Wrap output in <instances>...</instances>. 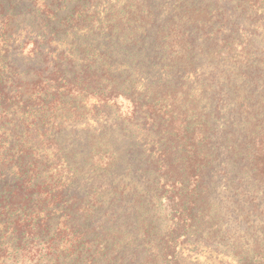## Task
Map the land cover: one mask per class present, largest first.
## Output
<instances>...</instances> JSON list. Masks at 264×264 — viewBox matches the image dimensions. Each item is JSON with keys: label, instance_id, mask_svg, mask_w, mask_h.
<instances>
[{"label": "trees", "instance_id": "obj_1", "mask_svg": "<svg viewBox=\"0 0 264 264\" xmlns=\"http://www.w3.org/2000/svg\"><path fill=\"white\" fill-rule=\"evenodd\" d=\"M165 2L0 0V264H168L180 238L209 264H264V79L233 82L228 67L264 56L233 20L264 16V0ZM113 114L155 139L139 178L167 195L162 242L144 204L129 224L93 227L101 200L131 189L121 138L97 125L87 146L68 136Z\"/></svg>", "mask_w": 264, "mask_h": 264}, {"label": "rangeland", "instance_id": "obj_2", "mask_svg": "<svg viewBox=\"0 0 264 264\" xmlns=\"http://www.w3.org/2000/svg\"><path fill=\"white\" fill-rule=\"evenodd\" d=\"M165 4H171V0H168V2H165ZM254 13L255 12H251V13L248 12L247 14H244L242 17H240L239 14L233 16L234 17L233 20L235 19L241 20L240 26L242 27H239L240 28L239 30L241 32L238 30L239 31L238 36L240 37V40H251L255 38L257 39V41L258 40L263 41L264 16H261L260 18L252 19L250 16L253 15ZM236 24H238L237 20H236ZM232 37L236 38V35L233 34ZM238 62L239 63L237 66H235V64L228 66L230 68V71L233 72V76H234L233 82L244 83L245 77L241 76V72H244L246 70L249 73L259 75L260 78L264 79V56L255 53L253 57H249L246 60L244 58H239ZM225 85L228 87L229 90L235 91L232 84H225ZM182 101L183 100L181 98L178 102V105H180V102ZM208 106H209V102L203 98L201 100V109L207 110ZM234 107H235L234 102H230L228 104H225V106L222 108L221 119L216 124L217 130L222 129L225 126L227 122L226 115L228 114L229 110H231ZM126 109L127 107L124 106L120 114L125 112ZM117 117H118L117 114L111 115L109 119H107L104 116H99L98 119H92V117H89L88 121H84V122H89V125L86 126L84 122L81 123L79 126H77V130H76L79 131L80 133L77 132V134H72L68 136V138L71 140V142H73L74 145L77 142L78 144L81 142L83 145L87 146L86 138L87 136L89 137L88 134H90L94 130L97 131L98 130L97 126H99L101 127V129L105 131H110L111 134L116 139L121 138L119 148L121 149L122 158L124 159V163H123L124 165L123 169L125 173L124 180L131 189L127 190L126 195L124 196V199H127V201H122L121 204L120 201L117 200V202L114 203L115 205L108 206L111 197H107L101 200L100 204H106V205L102 207L101 212L98 213L99 215H97V217L92 218V221L94 223L93 227L99 230V228H104L106 226L110 227V225L116 226L117 224H119V222L117 221L120 216L125 217L126 218L125 222L129 224V221L132 219L131 215L134 209L133 205L135 206V204L137 203L144 204V208L148 209L147 211L144 212L145 217L147 218V216L151 214L152 220L154 221V224L157 226V229L160 232L158 241L162 242V240L167 239V235H170L171 233L169 232L171 229L167 228V226L169 222H171V220L173 219V216L169 215V213L165 211L164 205L166 204V201L164 200H166L167 195L165 194V192H160V190L156 194V188H158V186H156V183L154 184L153 178L151 181H149L146 184L139 178L142 172V168H144L145 165L147 166V162L145 163V159L143 156L144 155L143 149L146 152H148L149 149L148 144L149 143L152 144L155 141V139L153 141L151 137L144 136V134L146 135L147 133L142 134L141 131L135 127L134 128L132 127V129L129 130L130 132L124 131L123 126L118 124L119 122ZM147 154L149 155V152ZM153 177L154 178L156 177V181H158L157 174L153 175ZM225 189L226 186L224 184L221 185L219 189L220 200H222L223 198L221 197V195H223ZM161 196H164V199ZM84 202L89 203L88 200L86 201L82 200L81 204H84ZM215 203H218V200H216ZM221 205L226 206L227 208L230 209L233 206L232 204H213L212 208L213 210H215ZM107 209H109V213L108 215L104 216ZM210 210L211 211L209 212L213 213V210L211 208ZM171 240H174V236H171ZM157 244L158 243H152V246L153 247L157 246ZM173 249H174L173 254L175 256L174 260L176 261L171 260L173 259L172 256L166 260V261L171 260V262L170 263L168 262V264H209V261L206 259L207 256H205L204 254L203 251L204 248L201 241L196 242L195 238L189 241H186L184 238H180L177 242L174 243ZM168 252L169 249H166L164 253L167 254ZM154 253L155 252H153L152 254ZM46 260L44 264H52V262L47 263ZM125 264H134V261L132 263H128L127 261V263Z\"/></svg>", "mask_w": 264, "mask_h": 264}]
</instances>
